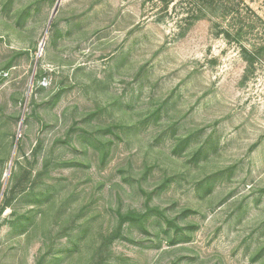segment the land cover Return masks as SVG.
<instances>
[{
    "label": "rangeland",
    "instance_id": "1",
    "mask_svg": "<svg viewBox=\"0 0 264 264\" xmlns=\"http://www.w3.org/2000/svg\"><path fill=\"white\" fill-rule=\"evenodd\" d=\"M241 1L0 0V264H264V0Z\"/></svg>",
    "mask_w": 264,
    "mask_h": 264
},
{
    "label": "trees",
    "instance_id": "2",
    "mask_svg": "<svg viewBox=\"0 0 264 264\" xmlns=\"http://www.w3.org/2000/svg\"><path fill=\"white\" fill-rule=\"evenodd\" d=\"M189 1L192 3L194 8H197L195 10H198L202 16H206V14H208L209 12H216L218 10L220 11V8H222L223 13L225 15L223 14L221 17H219L220 19L226 18V20H228L227 18L229 17L231 18L232 14H235L236 16L238 14L243 15L241 16V18L243 19L244 14H246L249 11V8L247 6H244L245 4L241 0H235V1L234 0H189ZM240 5L243 9H240L239 7ZM241 10H244V12L240 13ZM233 31L234 30H231V27L222 29V33L224 34V36L228 39H231V37L234 36L235 34L236 36H239L240 32L242 31V28H238L237 30H235V32ZM240 49L242 51V54H244V60L251 63V61L253 60L247 59V57L250 56V53H254V51L252 50L249 51V49L244 45H241ZM245 55H246V59H245Z\"/></svg>",
    "mask_w": 264,
    "mask_h": 264
},
{
    "label": "bare ground",
    "instance_id": "3",
    "mask_svg": "<svg viewBox=\"0 0 264 264\" xmlns=\"http://www.w3.org/2000/svg\"><path fill=\"white\" fill-rule=\"evenodd\" d=\"M8 175V171L6 172V176Z\"/></svg>",
    "mask_w": 264,
    "mask_h": 264
}]
</instances>
